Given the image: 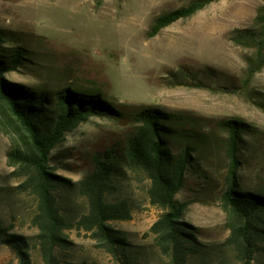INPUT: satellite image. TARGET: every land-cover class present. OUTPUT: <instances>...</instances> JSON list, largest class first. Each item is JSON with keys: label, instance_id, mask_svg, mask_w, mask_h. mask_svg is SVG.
<instances>
[{"label": "rangeland", "instance_id": "1", "mask_svg": "<svg viewBox=\"0 0 264 264\" xmlns=\"http://www.w3.org/2000/svg\"><path fill=\"white\" fill-rule=\"evenodd\" d=\"M184 0H0V32L6 46L26 50L24 66L5 74L13 84L60 91L66 86L100 93L113 104L148 106L180 113L200 129L202 120L239 119L255 128L240 147L239 187L264 193V67L247 88L245 58L252 49L236 46L230 35L252 27L262 0H216L193 16L178 20L149 37L153 19L185 5ZM201 120V121H200ZM190 121V120H189ZM194 123V124H193ZM130 121L109 116L89 117L67 133L53 150L50 165L56 175L80 181L93 170V156L106 151L122 153L132 131ZM199 148L207 179L188 177L176 196L186 202L183 221L197 228L198 241L220 246L229 235L221 206L226 158V134L207 130ZM10 140L0 131V225L11 234L29 238L31 264H44L33 224L36 199L17 190L24 180L8 165ZM117 192L109 202L125 200L131 210L127 221L110 226L127 233L129 264H167L150 233L161 210L149 203L145 174L123 165L118 154ZM62 213L71 224L65 231L71 245L56 249L58 264H120L76 229L87 202L75 190L56 192ZM209 255L205 264H236L231 253ZM264 264V249L258 255ZM190 259L188 264H200ZM0 264H18L10 248L0 245Z\"/></svg>", "mask_w": 264, "mask_h": 264}, {"label": "trees", "instance_id": "2", "mask_svg": "<svg viewBox=\"0 0 264 264\" xmlns=\"http://www.w3.org/2000/svg\"><path fill=\"white\" fill-rule=\"evenodd\" d=\"M184 1L185 5L178 9L155 17L147 35H157L216 0ZM6 39L0 32V131L11 143L8 165L15 169L17 177L24 179L17 190L28 192L36 199L32 221L44 264H58L55 250L71 245L65 231L72 226L62 213L56 194L60 189L75 190L86 199L87 211L79 217L76 229L89 233L114 261L129 264L127 233L109 223L130 220V206L125 200L109 202L106 199L107 195L117 192L118 154L126 168L141 171L149 181V203L162 212L149 231L155 245L167 258V264H188L194 258L205 264L211 254L224 261L221 255L227 252L236 264H259L257 257L264 249V193L240 189L238 176L242 140L256 133L255 128L239 119H205L200 129L195 130L185 126L192 121L198 122L180 113L148 106L117 105L100 93L71 86L55 91L10 83L5 74L24 66L26 50L6 46ZM230 41L253 50V54L245 58L243 87L247 88L254 75L264 67V0L252 27L234 31ZM102 116L126 119L133 125L122 153L109 150L103 157L93 156L92 172L78 182L56 175L50 165L53 150L80 123L89 117ZM212 129L226 134L223 148L227 166L221 206L229 235L220 246L208 248L198 241L197 228L183 221L187 203L180 202L176 196L188 177L207 179L199 148L206 145L207 130ZM0 245L14 252L18 264H31L29 238L11 234L9 228L0 225Z\"/></svg>", "mask_w": 264, "mask_h": 264}]
</instances>
